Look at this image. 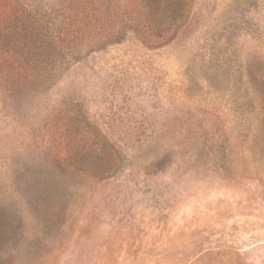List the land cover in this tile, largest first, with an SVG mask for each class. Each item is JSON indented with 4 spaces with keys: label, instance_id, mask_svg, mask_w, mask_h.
Instances as JSON below:
<instances>
[{
    "label": "rangeland",
    "instance_id": "obj_1",
    "mask_svg": "<svg viewBox=\"0 0 264 264\" xmlns=\"http://www.w3.org/2000/svg\"><path fill=\"white\" fill-rule=\"evenodd\" d=\"M59 64L0 70V264H264V0Z\"/></svg>",
    "mask_w": 264,
    "mask_h": 264
},
{
    "label": "trees",
    "instance_id": "obj_2",
    "mask_svg": "<svg viewBox=\"0 0 264 264\" xmlns=\"http://www.w3.org/2000/svg\"><path fill=\"white\" fill-rule=\"evenodd\" d=\"M27 6L30 10L9 8L0 0V37L6 46L0 70L11 85L32 88L51 80L62 61L119 42L128 30L148 45L170 42L189 18L193 0H36ZM1 13L8 19L2 28ZM79 120L78 127L88 124Z\"/></svg>",
    "mask_w": 264,
    "mask_h": 264
}]
</instances>
